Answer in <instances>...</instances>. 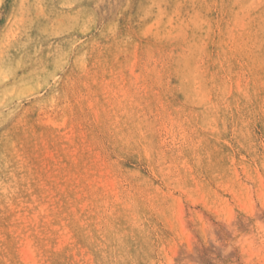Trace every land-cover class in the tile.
Wrapping results in <instances>:
<instances>
[{
	"label": "rangeland",
	"instance_id": "1",
	"mask_svg": "<svg viewBox=\"0 0 264 264\" xmlns=\"http://www.w3.org/2000/svg\"><path fill=\"white\" fill-rule=\"evenodd\" d=\"M0 264H264V0H0Z\"/></svg>",
	"mask_w": 264,
	"mask_h": 264
},
{
	"label": "bare ground",
	"instance_id": "2",
	"mask_svg": "<svg viewBox=\"0 0 264 264\" xmlns=\"http://www.w3.org/2000/svg\"><path fill=\"white\" fill-rule=\"evenodd\" d=\"M109 3V2H108ZM119 10V9H118ZM99 11V10H98ZM2 12V11H1ZM105 16V15H104ZM116 18V17H115ZM98 20V19H97ZM35 32V31H34ZM155 61V60H154ZM143 72V71H142ZM139 73V72H138ZM142 77V76H141ZM139 87V86H138ZM137 88V87H136ZM152 89V88H151ZM92 103V102H91ZM45 113V112H44ZM177 126V125H176ZM175 133V132H174ZM175 140V139H174ZM107 195V194H106ZM104 205V204H103ZM104 211V210H103ZM106 212V211H105ZM63 224V223H62ZM24 257V256H23Z\"/></svg>",
	"mask_w": 264,
	"mask_h": 264
}]
</instances>
